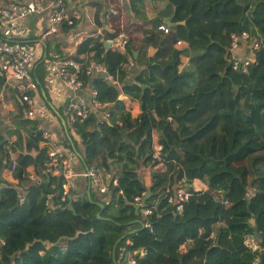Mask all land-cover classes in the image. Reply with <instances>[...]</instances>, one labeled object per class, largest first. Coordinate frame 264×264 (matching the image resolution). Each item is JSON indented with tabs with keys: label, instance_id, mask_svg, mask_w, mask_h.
<instances>
[{
	"label": "trees",
	"instance_id": "1",
	"mask_svg": "<svg viewBox=\"0 0 264 264\" xmlns=\"http://www.w3.org/2000/svg\"><path fill=\"white\" fill-rule=\"evenodd\" d=\"M166 1L153 26L127 41L126 52L107 49L101 35H93L74 55L79 60L94 52L122 83L118 88L100 75L84 76L98 100L111 104V115L105 119L94 112L76 120L80 142L70 144L87 168L111 173L116 168L109 203L93 192L92 201L62 200L63 174L45 172L50 158L48 147L41 145L40 121L21 120L33 126L28 142L18 130L15 141L0 135V264H116L113 247L141 227L131 223L137 218L148 225L118 244L119 264L134 251H145L136 255L138 264H264V0ZM171 15L176 25H168V33L160 31ZM244 30L263 42L256 63L236 71L228 48L231 35ZM104 32L109 39L119 34L118 29ZM135 40L157 52L145 61L135 58ZM179 42L192 50L189 66L182 70L187 49L177 48ZM129 56L142 67L130 81L124 66ZM38 73L47 91L43 70ZM4 82L0 77V90ZM122 94L140 102L138 118ZM155 133L163 146L159 159L153 157ZM10 150L18 152L14 177L21 184L30 165L46 178L28 187L24 203L18 187L2 177ZM141 162L154 168L147 202L153 212L147 217L135 210L148 189L139 173ZM196 180L208 189H196ZM179 186L191 192L182 211L169 202ZM249 234L261 235L262 251L245 244Z\"/></svg>",
	"mask_w": 264,
	"mask_h": 264
},
{
	"label": "built area",
	"instance_id": "2",
	"mask_svg": "<svg viewBox=\"0 0 264 264\" xmlns=\"http://www.w3.org/2000/svg\"><path fill=\"white\" fill-rule=\"evenodd\" d=\"M42 14L47 15V26L36 38L29 39L26 20L33 15ZM108 14L116 18L120 16L121 10L118 6H112L109 8ZM75 23V17L67 11L66 0H0V77L4 79V83L9 88L18 92L22 101L28 106V115L35 117L36 113H45L44 106L40 104L42 95L37 75L38 66L42 65L45 68V83L51 93L59 94L64 91L72 93L63 112L68 117L74 133L76 132L73 123L76 120L83 121L94 112H101L105 119H109L111 115V104L98 100L97 90L91 83L85 82L84 76L100 75L112 85L118 88L122 87L119 78L109 73L105 62L98 61L94 57V52L82 55L78 60L74 56L75 53L70 55L65 53V49L63 52H59L50 48L49 41L54 36L67 33L70 37H75L72 31ZM158 29L168 33L170 27L166 23H162ZM104 31L95 35H101V41L105 44L110 43L109 49L119 50L121 46L124 47L127 44L128 36L124 31H119L118 36L111 39L104 36ZM114 31L112 30L111 33ZM85 38L75 37L73 43L76 51L74 52H77L79 44ZM262 42V38L257 39L249 30L232 34L231 44L228 48L229 64L236 71H247L248 67L256 63L257 51L261 48ZM124 66L129 69L135 67L134 58L129 56ZM83 91H88L89 94H80ZM39 129L43 132L44 141L42 144L48 147L50 158L46 163L45 172L53 175L63 174L65 181L62 200H66L70 196L75 176L71 159L76 157V151L68 143L52 140L49 131L43 128L42 123L39 124ZM153 150V157L159 159L163 150L162 144L159 141L154 142ZM17 158L16 153L9 154L8 169L11 173L17 169ZM83 175L91 181L92 186L100 195L109 193L111 183L117 184L113 174L103 168H88ZM29 176L33 181L40 180V177L35 174H29ZM190 195L191 192L179 186L169 197V202L176 206L177 211H182L184 202L189 199ZM19 198L20 203H24L26 195L19 194ZM152 212L153 208L142 209L144 217ZM129 244L132 242L128 241L127 245ZM245 244L254 251H262V245L255 234L247 235ZM127 245L121 248L122 256L127 252ZM144 254L145 251L126 253L125 260L120 264H138L136 255L143 256Z\"/></svg>",
	"mask_w": 264,
	"mask_h": 264
},
{
	"label": "crops",
	"instance_id": "3",
	"mask_svg": "<svg viewBox=\"0 0 264 264\" xmlns=\"http://www.w3.org/2000/svg\"><path fill=\"white\" fill-rule=\"evenodd\" d=\"M160 2H162V0H66V8L67 11L75 17L76 23L75 26L72 27V31L74 32V36L77 38H88L102 30H110L112 32V30L116 28L115 30L118 29V31H124L128 36V40H132L135 35L141 36V31L144 28L153 26L158 12L167 6V3L165 4ZM112 6H118L121 10L120 16L115 18L108 14V10ZM47 23L48 18L46 14L33 15L29 17L26 20L28 28L27 37L29 39L36 38L45 29ZM69 37L70 36L67 33L52 37L49 41L50 48L59 52H63L65 49V53H69L70 55L73 53L76 54V52H74L76 51V47L73 43L75 37ZM126 45L124 47L121 46L119 51L122 53L126 52ZM133 47V54L137 52V56L134 57H139L142 61L148 60L157 52V49L152 46L142 48V44L136 40L133 43ZM176 47L180 49H187L186 54L182 55V63L180 65V70H182L189 64L192 50L188 49V45L185 42L178 43ZM41 67L43 66L39 65L37 69L38 80V72L42 69L44 73L43 81L45 83V68ZM126 69H128L127 80L130 81L134 79V76L142 69V67L136 64L134 68ZM45 88L47 91L40 86L42 95L40 104L41 106H44L45 113H36L35 117H30L28 115V106L22 101L18 92L9 88L4 83V86L0 90V135H4L10 141H15L18 138V134L15 133V131L18 130L23 134L24 140L28 142L30 140V132L33 126L31 124H24L21 122L23 118H26L30 120H37L38 122L40 121L43 128L49 131L52 140L68 143L69 146H71L70 144L74 139L80 142V137L73 132L72 127L69 124L68 117L65 116L63 112L65 105L72 96V93L70 91H64L59 94L51 93L46 83ZM43 90L46 92L47 98L43 96ZM80 94L88 95L89 92L83 91ZM48 96L50 99L49 102H47ZM122 96L123 94L120 98H122ZM122 99L126 100L125 103L127 109L130 110L132 117L138 118L141 114L140 102L131 101L128 98ZM63 120L66 122L67 130L63 124ZM68 127H70V130H68ZM68 135L72 139L71 142H68ZM153 137L154 142L159 141L160 136L158 133H155ZM10 152H13V150H10ZM13 153H16V156H18V152ZM71 165L75 176L73 177V184L70 189V200H77L83 197L88 198L87 192L90 190L91 197L93 192L96 196H102V199L107 203L111 201L110 193H107L106 195L98 194L92 186L91 181L83 175L88 168L84 166L82 158L78 153H76V157L71 159ZM145 166L146 165L141 162L140 168H145ZM148 168L154 171V168L151 165H149ZM27 173V180L22 182V184L14 177V173H11L8 168L4 169L2 177L4 180L18 187L20 195H26L28 187L40 181H33L30 179L29 174H35L37 176L40 175L34 165L27 167ZM112 173L115 175L114 173H116V168H112ZM141 178L144 185L147 188H151L152 175L149 176L148 179H144L143 177ZM200 182V180H196L194 182V186H199ZM201 185H204L202 189H208V185L206 183H201Z\"/></svg>",
	"mask_w": 264,
	"mask_h": 264
},
{
	"label": "water",
	"instance_id": "4",
	"mask_svg": "<svg viewBox=\"0 0 264 264\" xmlns=\"http://www.w3.org/2000/svg\"><path fill=\"white\" fill-rule=\"evenodd\" d=\"M173 18H174V15H171V16H168V17H165L164 18V23H166L167 25H169V26H175L176 25V23L173 21ZM106 45V48L107 49H109L110 47H111V44L110 43H106L105 44ZM134 56L136 57L137 56V52H135L134 53ZM143 88H146V85H143ZM43 96L45 97V98H47V96H46V92L43 90ZM122 98H126V96L125 95H123L122 96ZM121 98V99H122ZM63 124H64V126H65V128H66V130H67V127H66V122L63 120ZM72 141V139H71V137L68 135V142H71ZM80 157H81V155H79ZM42 177V176H41ZM45 177H42V180L43 181H45ZM87 194H88V199L90 200V201H92V197H91V194H90V190H88V192H87ZM151 196H152V190H151V188H148L147 189V192H146V194L144 195V197L142 198V200L139 202V203H136L135 204V210H136V214L137 215H140L141 214V211H142V209L143 208H146L147 206H148V200L151 198ZM71 198V197H70ZM97 204L101 207V209L103 210L104 208H105V204L104 203H101V202H97ZM74 208L72 207V210H73ZM102 210L98 213V218H100V217H102L101 215H102ZM131 223H139L140 225H141V227L139 228V229H133L132 231H130V232H128L127 234H125V235H123L122 237H120L117 241H116V243H115V245H114V247H113V259H114V262L116 263V264H119L118 262H117V260H116V251H117V247H118V244L124 239V238H126V236L127 235H129V234H133V233H136L137 231H139L140 229H144L145 227H146V224H145V222L141 219V218H137V219H135L134 221H132ZM258 237L260 238L261 237V235L260 234H258ZM32 244L30 243V244H28L27 245V248H29L30 246H31ZM17 255H15V257H16ZM14 257V258H15ZM126 260H127V258H126Z\"/></svg>",
	"mask_w": 264,
	"mask_h": 264
},
{
	"label": "rangeland",
	"instance_id": "5",
	"mask_svg": "<svg viewBox=\"0 0 264 264\" xmlns=\"http://www.w3.org/2000/svg\"><path fill=\"white\" fill-rule=\"evenodd\" d=\"M160 3H167V1L166 0H162V2H160ZM70 13V12H69ZM71 15V14H70ZM251 28V27H250ZM41 68H43V67H41ZM195 69V68H194ZM196 78L197 79H199L200 78V75H199V73H197L196 74ZM193 87H195V84L193 85ZM80 150H83V147H80ZM149 167V165H146L145 166V168H139V172H140V174H141V177H143L144 179H148V177L149 176H151L152 174H153V170H151V169H149L148 168ZM148 168V169H147ZM104 169V168H103ZM201 183H205L204 181L202 182H200V184H199V186H197V187H195L196 189H198V190H204V189H202V187L204 186H202L201 185ZM207 184V183H206ZM184 249V248H183ZM185 250V249H184Z\"/></svg>",
	"mask_w": 264,
	"mask_h": 264
},
{
	"label": "clouds",
	"instance_id": "6",
	"mask_svg": "<svg viewBox=\"0 0 264 264\" xmlns=\"http://www.w3.org/2000/svg\"><path fill=\"white\" fill-rule=\"evenodd\" d=\"M40 178H42V177H40ZM72 201V200H71ZM139 203V202H138ZM144 209V208H143ZM141 213H142V211H141ZM259 238V237H258Z\"/></svg>",
	"mask_w": 264,
	"mask_h": 264
}]
</instances>
